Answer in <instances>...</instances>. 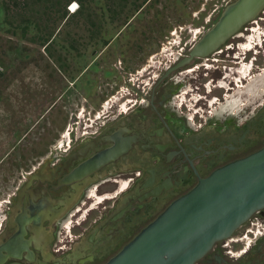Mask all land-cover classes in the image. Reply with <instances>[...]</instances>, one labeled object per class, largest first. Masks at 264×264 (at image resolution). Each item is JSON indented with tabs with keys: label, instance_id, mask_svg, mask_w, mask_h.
Segmentation results:
<instances>
[{
	"label": "flooded vegetation",
	"instance_id": "flooded-vegetation-1",
	"mask_svg": "<svg viewBox=\"0 0 264 264\" xmlns=\"http://www.w3.org/2000/svg\"><path fill=\"white\" fill-rule=\"evenodd\" d=\"M209 27L186 30L191 43L96 42L78 72L79 43L58 46L56 72L73 76L66 91L87 71L103 86L94 106L84 100L67 123L43 129L51 153L0 201V264H104L198 179L258 150L245 154L252 135L264 141V9L206 57L180 64ZM112 147L110 160L67 178ZM193 264H264V208Z\"/></svg>",
	"mask_w": 264,
	"mask_h": 264
},
{
	"label": "rangeland",
	"instance_id": "rangeland-1",
	"mask_svg": "<svg viewBox=\"0 0 264 264\" xmlns=\"http://www.w3.org/2000/svg\"><path fill=\"white\" fill-rule=\"evenodd\" d=\"M232 1L0 0V201L12 192L22 171L34 167L42 155L52 150L51 144L43 145L50 136L43 129L54 119L67 123L70 108H81L84 100L94 106L92 95L103 86L100 75L87 71L73 85L75 91H66L73 76L71 72L65 71L63 76L56 72L58 46L79 43L84 60L77 62L78 72L89 62L94 43L102 40L119 47L129 40L171 41L180 35L181 40L191 43L193 33L187 31L209 27ZM70 3L77 5L73 14L67 11ZM260 16L261 12L254 19ZM144 29L148 37L139 35ZM169 29L175 33L163 38ZM46 38L48 44L44 46ZM87 80L92 82L89 92L84 84ZM256 110L253 108V116ZM252 137L254 143L245 154L264 143ZM88 226L89 221L84 227Z\"/></svg>",
	"mask_w": 264,
	"mask_h": 264
},
{
	"label": "water",
	"instance_id": "water-1",
	"mask_svg": "<svg viewBox=\"0 0 264 264\" xmlns=\"http://www.w3.org/2000/svg\"><path fill=\"white\" fill-rule=\"evenodd\" d=\"M263 8L264 0L226 4L180 64L206 57ZM118 152L112 147L89 158L67 178L83 175ZM263 208L264 146L198 179L104 264H193Z\"/></svg>",
	"mask_w": 264,
	"mask_h": 264
},
{
	"label": "built area",
	"instance_id": "built-area-1",
	"mask_svg": "<svg viewBox=\"0 0 264 264\" xmlns=\"http://www.w3.org/2000/svg\"><path fill=\"white\" fill-rule=\"evenodd\" d=\"M71 5H74V7H72ZM77 9V5L75 3H70L68 6H67V11L68 13L70 14H73L75 12V10Z\"/></svg>",
	"mask_w": 264,
	"mask_h": 264
},
{
	"label": "trees",
	"instance_id": "trees-1",
	"mask_svg": "<svg viewBox=\"0 0 264 264\" xmlns=\"http://www.w3.org/2000/svg\"><path fill=\"white\" fill-rule=\"evenodd\" d=\"M47 42H48V39L47 38L43 40V44L44 43H47Z\"/></svg>",
	"mask_w": 264,
	"mask_h": 264
},
{
	"label": "crops",
	"instance_id": "crops-1",
	"mask_svg": "<svg viewBox=\"0 0 264 264\" xmlns=\"http://www.w3.org/2000/svg\"><path fill=\"white\" fill-rule=\"evenodd\" d=\"M44 112H46V111H44ZM58 119H54V121H57Z\"/></svg>",
	"mask_w": 264,
	"mask_h": 264
}]
</instances>
